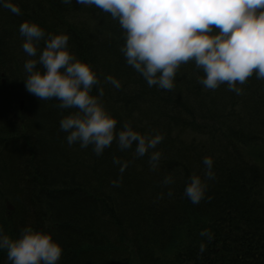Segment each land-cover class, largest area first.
Wrapping results in <instances>:
<instances>
[{"label": "trees", "instance_id": "trees-1", "mask_svg": "<svg viewBox=\"0 0 264 264\" xmlns=\"http://www.w3.org/2000/svg\"><path fill=\"white\" fill-rule=\"evenodd\" d=\"M14 2L19 15L0 8V114L15 138L0 143L5 232L15 237L30 225L51 233L63 249L58 264H264V80L253 74L239 95L226 85L208 90L188 63L171 90L149 87L127 65L123 30L110 14L76 0ZM24 21L69 36L70 51L96 72L100 85L92 94L103 87L101 100L118 129L130 121L142 134L163 135L157 169L147 154L135 156V146L121 151L114 141L100 156L91 145L86 152L70 146L60 120L75 110L17 89L26 85L30 58L19 32ZM107 75L121 88L106 83ZM206 156L215 178L193 204L184 189L192 173L203 177ZM114 157L129 161L123 173ZM167 176L174 182L165 185ZM4 195H14L16 207H2ZM205 229L210 242L200 236ZM0 264H10L3 250Z\"/></svg>", "mask_w": 264, "mask_h": 264}, {"label": "clouds", "instance_id": "clouds-1", "mask_svg": "<svg viewBox=\"0 0 264 264\" xmlns=\"http://www.w3.org/2000/svg\"><path fill=\"white\" fill-rule=\"evenodd\" d=\"M71 3L72 0H64ZM94 6L117 20L123 30L120 47L127 65L131 66L149 87L171 90L181 65L193 63L203 73L199 83L208 90L226 85L229 91L242 94L248 78L255 74L264 80V0H76ZM0 8L19 15L14 0H0ZM22 48L29 59L24 63L26 90L40 100L56 99L61 109H75L60 120L71 146H92L97 156L115 141L119 150L134 147L137 157L149 156L153 170L159 167L162 153L157 149L164 137L161 133L135 130L130 121L117 128V119L106 109L101 97L93 95L100 80L91 65L77 58L68 47L65 33H46L36 22L24 21L19 26ZM43 42L44 47H39ZM105 82L121 88L112 75ZM123 173L129 161L114 157ZM213 159L206 156L203 177L192 173L184 194L199 204L207 191V180L215 178ZM122 178V177H121ZM167 176L164 184L173 183ZM119 185L120 180H113ZM169 196L172 191L169 190ZM200 236L210 242L212 233L205 229ZM0 250L6 252L10 264H58L62 247L51 233L26 226L18 236L5 232L0 225ZM206 244L200 243L203 253Z\"/></svg>", "mask_w": 264, "mask_h": 264}, {"label": "bare ground", "instance_id": "bare-ground-1", "mask_svg": "<svg viewBox=\"0 0 264 264\" xmlns=\"http://www.w3.org/2000/svg\"><path fill=\"white\" fill-rule=\"evenodd\" d=\"M26 82V81H25ZM24 84H26V83H24ZM24 87H26V86H18V90L19 91H24ZM21 107H22V105H21ZM131 106L128 108V110L129 111H131ZM72 110H75V109H72ZM9 114H11V112H9ZM168 119V118H167ZM169 120H171V119H169ZM5 124H11L10 122H8L4 117H2L1 116V114H0V143H5V145L7 146V145H9L10 143H13L14 141H15V138H14V136L10 133V131H9V129L5 126ZM11 147H13L12 145H11ZM76 148L77 149H82V148H80V146H79V144L77 143L76 144ZM82 150H84V152H86V151H88L89 149H86V148H84V149H82ZM142 168L143 169H145V170H147V171H150V169L149 168H147L145 165H142ZM40 191H42V190H40ZM2 201H3V206L2 207H8V206H11V207H16L15 206V202H14V200H15V196L14 195H4L2 198ZM45 210L47 211V212H49L51 209H48V208H45ZM46 211H45V213H46ZM42 212V211H41ZM49 213H52V212H49Z\"/></svg>", "mask_w": 264, "mask_h": 264}]
</instances>
